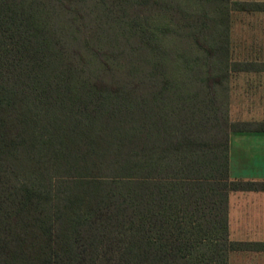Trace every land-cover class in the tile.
Listing matches in <instances>:
<instances>
[{
  "label": "trees",
  "instance_id": "1",
  "mask_svg": "<svg viewBox=\"0 0 264 264\" xmlns=\"http://www.w3.org/2000/svg\"><path fill=\"white\" fill-rule=\"evenodd\" d=\"M241 12L264 0H0V264L261 245L229 236L230 191L258 188L229 173L231 78L264 72L234 57Z\"/></svg>",
  "mask_w": 264,
  "mask_h": 264
},
{
  "label": "crops",
  "instance_id": "2",
  "mask_svg": "<svg viewBox=\"0 0 264 264\" xmlns=\"http://www.w3.org/2000/svg\"><path fill=\"white\" fill-rule=\"evenodd\" d=\"M257 111L240 108L242 115L234 118L229 105L230 120L245 127L230 132V178L258 184L255 189L230 191L229 236L235 242L261 244L231 251L229 264H264V131L256 128L264 123V109Z\"/></svg>",
  "mask_w": 264,
  "mask_h": 264
},
{
  "label": "rangeland",
  "instance_id": "3",
  "mask_svg": "<svg viewBox=\"0 0 264 264\" xmlns=\"http://www.w3.org/2000/svg\"><path fill=\"white\" fill-rule=\"evenodd\" d=\"M159 21L167 22L165 19ZM231 35L236 59L264 61V13H236ZM228 103L234 118L242 115L240 108L245 111L249 108L254 113L261 107L264 109V72L233 74Z\"/></svg>",
  "mask_w": 264,
  "mask_h": 264
}]
</instances>
